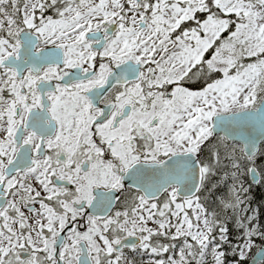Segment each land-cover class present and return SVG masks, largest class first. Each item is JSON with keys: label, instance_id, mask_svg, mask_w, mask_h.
Returning a JSON list of instances; mask_svg holds the SVG:
<instances>
[{"label": "snow or ice", "instance_id": "obj_1", "mask_svg": "<svg viewBox=\"0 0 264 264\" xmlns=\"http://www.w3.org/2000/svg\"><path fill=\"white\" fill-rule=\"evenodd\" d=\"M254 184L264 0H0V264H264Z\"/></svg>", "mask_w": 264, "mask_h": 264}, {"label": "trees", "instance_id": "obj_2", "mask_svg": "<svg viewBox=\"0 0 264 264\" xmlns=\"http://www.w3.org/2000/svg\"><path fill=\"white\" fill-rule=\"evenodd\" d=\"M264 198V191L261 189V188H257L255 186H253V207H256L259 202L261 201V199ZM256 243L259 244L260 241L257 239L256 240ZM256 249L253 248L251 250V253L252 254Z\"/></svg>", "mask_w": 264, "mask_h": 264}, {"label": "water", "instance_id": "obj_3", "mask_svg": "<svg viewBox=\"0 0 264 264\" xmlns=\"http://www.w3.org/2000/svg\"><path fill=\"white\" fill-rule=\"evenodd\" d=\"M255 185V184H254ZM251 258H254V259H251L250 260V264H258V261L260 260V254L258 251H256Z\"/></svg>", "mask_w": 264, "mask_h": 264}, {"label": "rangeland", "instance_id": "obj_4", "mask_svg": "<svg viewBox=\"0 0 264 264\" xmlns=\"http://www.w3.org/2000/svg\"><path fill=\"white\" fill-rule=\"evenodd\" d=\"M261 189L264 191V188H261ZM250 253H251V252H250ZM250 253H249V256L251 255ZM145 259H148V258H147V257H145ZM233 264H234V262H233Z\"/></svg>", "mask_w": 264, "mask_h": 264}, {"label": "bare ground", "instance_id": "obj_5", "mask_svg": "<svg viewBox=\"0 0 264 264\" xmlns=\"http://www.w3.org/2000/svg\"><path fill=\"white\" fill-rule=\"evenodd\" d=\"M256 187V186H255Z\"/></svg>", "mask_w": 264, "mask_h": 264}]
</instances>
